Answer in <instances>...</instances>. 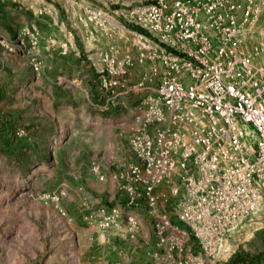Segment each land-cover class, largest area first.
<instances>
[{
  "label": "built area",
  "instance_id": "obj_1",
  "mask_svg": "<svg viewBox=\"0 0 264 264\" xmlns=\"http://www.w3.org/2000/svg\"><path fill=\"white\" fill-rule=\"evenodd\" d=\"M112 15L144 30L135 54L117 45ZM87 17L108 44L102 110L133 103L129 154L112 175L119 194L90 220L106 236L120 228L135 238L146 205L157 248L176 264H198L191 237L216 253L264 199V0H112ZM23 33L39 42L34 24ZM166 190L180 193L170 210Z\"/></svg>",
  "mask_w": 264,
  "mask_h": 264
},
{
  "label": "rangeland",
  "instance_id": "obj_2",
  "mask_svg": "<svg viewBox=\"0 0 264 264\" xmlns=\"http://www.w3.org/2000/svg\"><path fill=\"white\" fill-rule=\"evenodd\" d=\"M111 3L0 0V264H104V258L109 264H176L157 248L146 205L136 211L135 238H125L120 228L101 241L93 233L99 228L90 216L119 194L112 175L129 154L133 106L101 107L107 92L100 53L108 44L99 34L93 39L87 9ZM110 21L117 45L135 54L144 30L119 15ZM32 24L40 30L36 45L23 33ZM139 71L134 65L123 76L132 80ZM168 192L170 210L180 193ZM189 242L198 264H264V199L216 253L202 251L195 238Z\"/></svg>",
  "mask_w": 264,
  "mask_h": 264
},
{
  "label": "crops",
  "instance_id": "obj_3",
  "mask_svg": "<svg viewBox=\"0 0 264 264\" xmlns=\"http://www.w3.org/2000/svg\"><path fill=\"white\" fill-rule=\"evenodd\" d=\"M1 10H3V7H2V6L0 7V11H1ZM1 16H5V17H7V13H6V14H3V13H2ZM94 230H95V229H94ZM96 232H98V233H96ZM93 233H95L94 236H95V235L98 236V239H100V241L103 240V236L105 235L104 233H103V234L100 233V231H99L98 229H97V231L95 230ZM91 237H92V235H91ZM92 240L95 241V238L92 237ZM103 262H105L104 264H109V258H108L107 260H105V258H104Z\"/></svg>",
  "mask_w": 264,
  "mask_h": 264
}]
</instances>
